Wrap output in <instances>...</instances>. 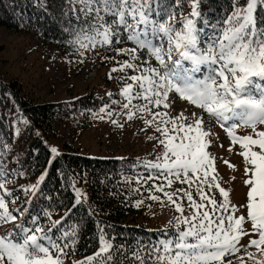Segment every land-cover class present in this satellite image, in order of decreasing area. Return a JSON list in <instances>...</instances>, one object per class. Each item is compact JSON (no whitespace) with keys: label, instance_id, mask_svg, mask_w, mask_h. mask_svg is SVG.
Wrapping results in <instances>:
<instances>
[{"label":"snow or ice","instance_id":"obj_1","mask_svg":"<svg viewBox=\"0 0 264 264\" xmlns=\"http://www.w3.org/2000/svg\"><path fill=\"white\" fill-rule=\"evenodd\" d=\"M185 5L191 9L187 14ZM39 6L46 8L42 0ZM230 6L231 12L225 10L224 17L211 25L212 36L202 47L205 27L197 26L198 19L206 27L209 21L201 15L199 0H63L60 15L68 18L63 31L70 37L67 43L81 57L97 47H108L117 56L128 57L118 60L112 69L124 73L117 77L124 81L119 90L124 102L114 101L121 108L116 115L123 113L133 119L139 113L144 125L160 134L149 138L156 139L162 151L154 160L137 158L148 175L137 174L136 188L131 190L140 192L141 185L151 181L147 198L161 206L166 198L178 213L161 230L166 238L138 241L135 250L122 245L113 250V243L101 229L97 251L73 264H124V252H129V264H264V129L257 127L264 125V7L259 21L256 14L264 0H245L243 4L230 0ZM128 42L134 47L113 48L114 43ZM153 58L155 65L151 64ZM185 62L192 68L185 67ZM201 66L206 70L197 77L195 72L201 71ZM170 93L219 123L231 140L229 150L240 146L244 184L248 186L246 216L235 215L237 207L230 201V189L222 187L215 175V158L206 150L211 143L207 139L210 131L203 127V116L193 112L190 122H186L189 117L183 110L170 116L166 111L174 103ZM133 100L140 102L133 104ZM108 107L103 105L99 113L110 118L115 110L106 111ZM97 118L104 119L105 115ZM111 122L118 124L116 119ZM241 127H250L252 132L239 135L237 129ZM51 153L58 155L57 148L52 147ZM45 175L42 173L39 181ZM125 179L130 183L133 177ZM174 182L187 187L166 191ZM7 183V174L0 170V223L17 221L14 229L0 235V264H63L65 250H74L77 228L62 231L53 239L51 229L45 231L38 217H26L27 207L9 210L5 194L11 196L12 192ZM38 187V183L31 184L25 192H35ZM74 191L79 203L81 190L74 187ZM214 191H218L219 201ZM142 204V199L135 201L136 207ZM43 215L53 227L63 219L53 220L48 209ZM248 222L251 227L246 229ZM249 233L255 237L250 235L248 243L241 245V238ZM65 240L68 242L61 243Z\"/></svg>","mask_w":264,"mask_h":264},{"label":"trees","instance_id":"obj_2","mask_svg":"<svg viewBox=\"0 0 264 264\" xmlns=\"http://www.w3.org/2000/svg\"><path fill=\"white\" fill-rule=\"evenodd\" d=\"M40 2L0 0V27L30 35L53 46L62 55L70 53L73 46L67 43L70 37L63 31L68 27V18L60 15L63 0H42L46 8L40 7ZM239 2L243 4L245 0ZM262 7L258 6L257 9L258 21ZM199 10L202 17L209 21L207 27L199 19L197 24L198 27H205L201 36V46L204 47L203 42L213 33L211 25L224 17L225 10L231 12L230 0H199ZM183 11L187 14L191 9L185 5ZM118 47L131 48L134 45L131 42L113 44V48ZM2 48L0 45V170L7 174L8 183L34 178L46 172L44 180L38 182V189L27 201L26 217L30 214L38 217L40 224L47 223L48 218L43 215L45 209L52 212L53 220L63 217L55 227L47 224L53 239L75 226L74 250L72 247L65 250L68 259L78 256L75 261H81L97 251L101 229L105 238L113 243V250L121 245L124 249L135 250L138 241L144 243L166 238L162 227H151L141 218L152 202L147 198L149 193L146 190L151 181L142 184L140 192L131 190L136 188L137 174L148 175L143 165L137 163V158L143 157L83 153L73 143L76 138L66 141L64 137L75 119H80L81 131L95 122L97 115L106 114L99 113L103 105L107 104L108 110L112 108L109 104L115 93L112 89L115 86L119 91L124 83L117 79L124 73L113 72L112 69L118 60L128 57L124 54L117 56L108 47H101L103 57L115 56L116 59H102L104 72L99 76V85L94 84L85 92L67 99L63 89L54 86V81H46L48 74L43 78L51 88L43 97L36 98L24 90L20 79L10 76L1 68L6 61ZM140 54L143 58V54ZM127 71L129 75L132 74L131 69ZM99 87L102 88L100 93L96 91ZM108 93L112 94L111 97ZM15 113L20 114V118ZM52 147L57 148L58 155L53 156ZM13 170L24 174H14ZM126 177L133 179L129 183ZM74 187L82 193L79 203ZM20 190L14 189L12 194L16 195ZM141 199L143 204L136 207L135 201ZM123 255L124 264H129V252Z\"/></svg>","mask_w":264,"mask_h":264},{"label":"rangeland","instance_id":"obj_3","mask_svg":"<svg viewBox=\"0 0 264 264\" xmlns=\"http://www.w3.org/2000/svg\"><path fill=\"white\" fill-rule=\"evenodd\" d=\"M0 45L3 47L1 50L2 56L6 60L1 68L8 72L10 76L20 79L24 90L36 98L43 97L51 88L46 81L50 83L54 81V86H57L58 89H63L65 98L68 99L75 96L77 93L85 92L94 84L99 85V76L104 72L101 68V61L104 56L101 47L86 51L83 57L75 51L74 47L70 53L62 55L57 52L56 48L49 44L42 43L30 35L8 30L4 27H0ZM151 64H156L154 58L151 60ZM185 67L191 69L192 65L190 62H187ZM48 74L49 76L45 81L43 76ZM195 75L200 77L203 75V72L199 74L197 71ZM101 90L102 88L99 87L96 91L100 93ZM112 90H115L114 96L109 103L112 108L106 110H115L112 117L109 118L106 114H103L105 115L104 119L97 118L95 122H91L81 131L80 119H75L71 127L65 131L64 137L66 141L76 138L73 143L77 145L83 153L110 156L131 155L154 160L155 154L161 152L162 147L157 143L156 139H150L149 137H158L160 134L156 132L152 126L146 127L143 120L139 118L141 115L139 113H137L133 119H128L123 113L117 116L116 112H120L121 108L120 104L114 103V101H124L115 86ZM173 98L174 103L166 110L170 116H176L182 110L185 116L189 117V121L186 122H190L193 112H195L197 116H203V127L205 130L210 131L207 139H209L211 143L207 146L206 150L215 158V175L218 176L222 187L230 189V201L237 207L235 215L246 216L248 186L244 184V179L246 178L244 172L245 165L243 157L239 155L241 150L240 146L238 144L233 145L231 150H229L231 140L227 136L225 129L222 128L219 123L212 119L207 113H204L203 110L191 105L186 100L180 99L178 95L170 93L169 99L172 100ZM139 102L140 101L137 100L132 101L133 104ZM161 110H164L163 106H161ZM15 115L17 118H20V114L15 113ZM113 119L118 120V124H113L111 122ZM119 125H122V127ZM257 127L264 129V125H258ZM251 132L252 129L250 127H241L237 129V134L239 135L249 134ZM225 161L228 163H225ZM229 164L235 167H229ZM40 176L41 175L6 184V187L10 189L11 192L14 189H21L16 195L12 194L8 196L5 194L9 210L17 207H27V201L33 191L29 189L25 192V189L31 184L38 183ZM182 187L187 186L179 182H174L171 188H166L165 190L171 192ZM2 192L3 190H0V193ZM156 194L163 197L162 192ZM213 194L216 195L219 201L220 197L218 191H214ZM193 195L198 199L195 192H193ZM175 198L176 197H174V199ZM13 200L15 203H13ZM184 203H187V201H184ZM13 214L17 215L19 219V214L17 212ZM185 214H187V208L185 209ZM176 215H178V213L175 211L174 206L170 205L167 199L164 198L163 206H161L159 201H152L141 218L151 227L164 228L169 220H172ZM16 223L17 221L0 223V235H6L9 230L15 228ZM47 224L48 223L41 224L45 231L49 227ZM250 227V222L245 224L246 229ZM250 235L253 238L255 237L254 233H249V235L243 236L239 243L241 245H246ZM250 250L254 251V248ZM241 251H243V249H241ZM77 259L78 256H71L70 259L66 256L63 264H73Z\"/></svg>","mask_w":264,"mask_h":264}]
</instances>
